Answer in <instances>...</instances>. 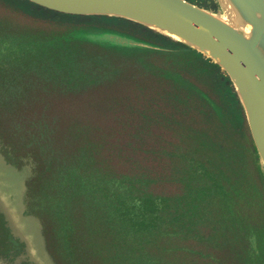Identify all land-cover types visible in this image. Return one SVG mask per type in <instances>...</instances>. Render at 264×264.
Returning <instances> with one entry per match:
<instances>
[{"label": "rangeland", "instance_id": "1", "mask_svg": "<svg viewBox=\"0 0 264 264\" xmlns=\"http://www.w3.org/2000/svg\"><path fill=\"white\" fill-rule=\"evenodd\" d=\"M187 1L227 18L222 0ZM60 45L75 54L42 55ZM179 46L109 17L0 0V264H120L88 230L80 190L55 182L80 151L85 173L146 177L155 202L170 203L163 215L180 204L179 224L167 222L146 264H264V168L246 119L223 71ZM41 118L50 138L35 143ZM188 186L202 194L195 208ZM63 205L74 227L60 221Z\"/></svg>", "mask_w": 264, "mask_h": 264}, {"label": "water", "instance_id": "2", "mask_svg": "<svg viewBox=\"0 0 264 264\" xmlns=\"http://www.w3.org/2000/svg\"><path fill=\"white\" fill-rule=\"evenodd\" d=\"M77 16L122 18L205 55L229 78L264 168V0H222L221 18L187 0H27Z\"/></svg>", "mask_w": 264, "mask_h": 264}, {"label": "trees", "instance_id": "3", "mask_svg": "<svg viewBox=\"0 0 264 264\" xmlns=\"http://www.w3.org/2000/svg\"><path fill=\"white\" fill-rule=\"evenodd\" d=\"M24 3H30L31 5L38 8L39 11L50 13L53 16H64V17H70V18H84V17H90V16H77V15H68V14H62L55 11H51L48 9H45L43 7H40L36 4H33L27 0H20ZM192 3V2H191ZM194 4V3H193ZM196 5V4H195ZM97 17V16H92ZM107 18V16H104ZM115 20H120L127 22L129 24L134 25L136 28H142L144 29L150 36L152 37H159L160 40L163 39L164 42L168 41L169 46H178L180 45L182 48L185 47V50L192 51L193 49L184 46L183 44L179 42H175L171 40L170 38L163 36L159 33L154 32L153 30L147 29L139 24L133 23L131 21L122 19V18H116V17H109ZM121 33V32H119ZM124 36H128L127 33L123 32L121 33ZM130 36V35H129ZM180 46L178 48H180ZM59 45H57L56 48H58ZM66 47L64 45H60V49L54 50V53H49L48 49L42 48V55L47 54V57L52 62H60L57 58H65L69 55V53H73L72 47L70 48ZM177 48V47H176ZM195 53L196 51L193 50ZM201 56V54L199 53ZM75 57V56H74ZM83 57V56H82ZM84 59V57H83ZM82 58H78L76 62L82 61ZM88 59H84L86 61ZM63 62V61H62ZM204 62H210L214 66L220 69L218 65L211 62L210 59H205ZM222 77L227 81L228 84H230V80L227 76H225L223 73L221 74ZM178 81L180 83H184L183 85L186 88H189V86H192L191 83L187 82L186 80L182 78H178ZM231 91V98L233 99L232 102L234 105H237L238 111L242 116V121H245V116L243 109L239 103V100L237 98V95L233 88L230 86ZM219 114V113H218ZM39 124V130L35 134H30L28 132V135H35V143L39 140L47 141L48 140V124L41 118L38 122ZM241 126V125H240ZM240 126L238 130H240ZM241 131V130H240ZM26 132V131H25ZM50 138V136H49ZM51 141V139H49ZM41 144V143H40ZM48 144V143H44ZM42 145V144H41ZM253 146V145H252ZM236 154V152H235ZM86 154L83 151H80L77 157V162L69 163L67 166L72 171V174L69 175V178L66 179L65 174L62 172H58V179H56V184L59 186H62V188H70L69 192H72L73 190L81 192L83 195L82 198L84 199L86 203V207L88 210V217L90 220L88 230H92L96 233L101 234V238L107 242L108 247L114 250V255L116 259L119 260L120 264H146V258H151L153 256L158 255V252L153 254L150 252H153V249H150V246L154 240L160 235L166 232L167 222L170 223L172 226H176L180 222V216L178 214V207L179 203L174 202L172 203L173 209L171 210V214L168 217V214L166 213L163 215V211L165 207L168 208L170 203H166L164 199H160L164 201L165 205L162 202H155L154 198L149 195L147 186H148V179L144 176H131V177H120L116 178L111 176V174L102 172L99 168L98 169H92L88 171L87 173L84 172V157ZM61 170H67V167L61 169ZM60 170V171H61ZM64 176V177H63ZM41 177L38 176L37 178ZM192 184V183H191ZM201 186H204L201 185ZM202 188V187H201ZM194 187H187V193L190 195V201L188 202L187 206L189 208H195V203L197 205V200H200L201 193H198L193 190ZM204 199V198H203ZM158 201V200H157ZM202 201V198H201ZM157 203V204H156ZM200 206V203L198 204ZM69 207V208H68ZM65 208V213H64ZM71 206L63 205L61 208L57 209V212L60 213V221H67V224L69 226H72L73 221V214L71 213ZM163 208V209H162ZM154 209V210H153ZM69 210V214L67 212ZM177 212H174V211ZM56 211V208H55ZM72 214V215H71ZM69 218L68 220L65 219L66 217ZM189 215V214H188ZM196 218V214L193 213ZM63 217V219H62ZM197 217L198 214H197ZM194 218V219H195ZM92 219L95 223L92 222ZM189 219V218H188ZM194 219L189 222V224H194ZM57 222L58 219L56 218ZM190 220V219H189ZM62 225L61 222H58ZM57 223V226H58ZM66 223V222H65ZM94 224H97L99 226V230L97 231L94 227ZM168 230V229H167ZM71 236V235H70ZM166 236V235H165ZM78 237H70V249L68 250L69 253L73 251V242L77 240ZM147 250V251H146ZM75 253V252H73ZM68 257H70V254H68Z\"/></svg>", "mask_w": 264, "mask_h": 264}, {"label": "bare ground", "instance_id": "4", "mask_svg": "<svg viewBox=\"0 0 264 264\" xmlns=\"http://www.w3.org/2000/svg\"><path fill=\"white\" fill-rule=\"evenodd\" d=\"M173 39H176V38L173 37ZM5 167H6V166H5ZM7 167H8V166H7ZM25 173H26V172H25ZM17 174H18V173H17ZM20 174H21V173H20ZM1 176H3V175H1ZM12 197H13V196H12ZM19 200H20V198H19ZM14 202H15V201H14ZM1 205H2V204H1ZM20 205H21V204H20ZM3 206H4V205H3ZM18 206H19V205H18ZM19 208H20V207H18V210H19ZM6 209H7V208H6ZM6 211H7V210H6ZM15 213H16V212H15ZM19 213H20V212H19ZM12 215H13V214H12ZM16 216H17V214H16ZM20 216H21V215H20ZM23 218H24V217H23ZM21 220H23V219H21ZM28 221H29V220H28ZM31 221H32V220H31ZM14 223H15V222H14ZM16 223H17V219H16ZM33 225H34V224H33ZM36 225H37V224H36ZM18 226H19V225H18ZM31 227H32V226H31ZM37 227H39V226H37ZM13 229H14V228H13ZM29 229H31V228H29ZM31 230H33V229H31ZM31 230H30V231H31ZM20 231H21V230H20ZM28 232H29V231H28ZM33 232H35V231H33ZM33 235H34V234H33ZM30 236H31V235H30ZM36 236H37V235H36ZM31 237H32V236H31ZM26 238H27V237H26ZM36 240H37V239H36ZM34 241H35V240H34ZM30 244H31V243H30ZM28 245H29V244H28ZM31 245H32V244H31ZM37 245H38V244H37ZM29 247H30V246H29ZM29 247H28V248H29ZM33 247H35V245H34ZM28 248H27V249H28ZM30 248H31V247H30ZM30 248H29V249H30ZM38 248H39V247H38ZM30 250H32V249H30ZM43 251H44V250H43ZM38 252H39V251H38ZM33 253H34V252H33ZM30 256H31V255H30ZM41 256H42V255H41ZM43 258H44V257H43ZM46 259H47V257H46ZM31 260H32V259H31ZM37 260H38V259H37ZM47 261H48V260H47ZM43 263H44V262H42V264H43ZM47 263H48V262H47Z\"/></svg>", "mask_w": 264, "mask_h": 264}]
</instances>
